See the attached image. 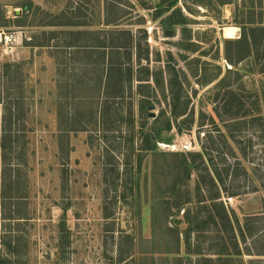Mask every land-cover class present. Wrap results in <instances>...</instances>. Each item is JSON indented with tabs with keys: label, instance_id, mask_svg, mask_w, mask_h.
<instances>
[{
	"label": "rangeland",
	"instance_id": "374dc122",
	"mask_svg": "<svg viewBox=\"0 0 264 264\" xmlns=\"http://www.w3.org/2000/svg\"><path fill=\"white\" fill-rule=\"evenodd\" d=\"M19 32L0 44V237L10 233L12 261L264 264V0H0V35ZM225 86L237 101L222 110ZM193 135L190 153L230 166L220 202L239 254L198 203L200 162L159 146ZM184 161L188 173L175 168Z\"/></svg>",
	"mask_w": 264,
	"mask_h": 264
},
{
	"label": "trees",
	"instance_id": "16d2710c",
	"mask_svg": "<svg viewBox=\"0 0 264 264\" xmlns=\"http://www.w3.org/2000/svg\"><path fill=\"white\" fill-rule=\"evenodd\" d=\"M237 31L238 29H236L235 27H226V29H224V37L226 39H234L237 37ZM230 32V33H228ZM246 35L244 34V36L238 41L239 44H242V43H245L246 42ZM226 60L229 61V59L226 58ZM230 64L234 65V63H232L231 61H229ZM229 73V71H228ZM220 73L217 75V77H219ZM215 77V78H217ZM224 77L222 78V80L220 81V83L218 84L219 87H221L220 85H223V82H224ZM131 80V78H130ZM129 80V81H130ZM121 81V79L118 81V84L119 82ZM137 82L139 83H143V82H148V80H137ZM120 86V85H119ZM141 86V85H139ZM122 87V85H121ZM119 88V87H118ZM229 86H225L223 89L228 91L226 93V100L223 101L222 103V110H227L229 108H231V106L233 104L236 103V99H235V96L233 95V91H231L230 89H228ZM219 96V94H217V97ZM238 108H240V105L238 106ZM216 115L219 116V109L218 108H215L214 109ZM239 113L236 114H233L231 115V118L229 120H238L236 122H242V120L240 121L238 117ZM242 116H245V115H242ZM242 118H245V117H242ZM4 121V119H3ZM133 123V121H132ZM168 128H170V124L167 122L166 124V127L164 128V130H168ZM161 129H156L155 131H152L153 132V136L154 138L158 137L159 136V133H160ZM3 137H2V143H1V149H2V161H3V167H4V172H3V175L5 176L6 172H8V175L10 177L11 175V168L12 166L10 165H7V163L5 162L6 160V147L8 146V144H10L11 142H13V140L11 141V139L13 138V136H5L7 135L6 133H8L7 131H4L3 130ZM8 138V139H7ZM7 139V140H6ZM15 139V138H14ZM147 142H146V145H145V150H149L151 148V140L152 139V136L151 135H148L147 136ZM150 140V142H149ZM214 142L211 140V144H213ZM183 154H186V153H183ZM189 157L192 159V162L195 163L197 160L200 162L198 166H195V170L198 172H204L205 177H202L201 174L197 173V176H198V185H197V198H198V203L199 204H202L204 203L203 205L205 206V209H209V211H206V213L208 214V220L209 222L211 221V223L215 226L214 229H216L217 231H221L223 234L224 233H230L229 236H228V239L230 242H233V247L234 249L236 250V252L238 253V242L236 240V237L234 236L233 234V228H232V225L230 224L231 221L229 220V216H228V212L227 210L225 209L224 205L220 202V198H221V195L223 193L222 191V186H223V173L225 174V176H228L229 174V168L230 166H226L224 167V172L223 173H220L218 171V169L216 168H212L211 165H210V160L207 158V153L205 151V149L202 150V153L201 154H193V153H189ZM192 154V155H191ZM228 154L230 156H232L233 158H235L234 156V153L233 151H230L228 150ZM188 156V153L186 154ZM183 157H187L185 155H181ZM223 162H225V159H222ZM235 165H239L238 163H236ZM202 168H201V167ZM208 166H209V169H208ZM9 167V168H8ZM174 167V166H173ZM211 167V169H210ZM15 168V167H14ZM175 168H179V169H183L186 173H188V166H187V163L184 161V162H181L180 164H176L175 165ZM190 173V172H189ZM189 175V174H188ZM206 181H208L209 185L206 183ZM3 183H5V177L3 179ZM12 184V183H11ZM176 184L177 182L175 181V184L171 187V189H169V192H170V195H174L175 193H177L179 191V188L177 189L176 188ZM13 185H15V182H13ZM262 186L264 187V183L262 184ZM211 188V189H210ZM215 190V192H213L214 194L212 195H209V192L211 190ZM201 192V193H200ZM208 194V196H207ZM11 198V197H10ZM12 199V198H11ZM10 201V199H7V198H3V201ZM187 204H190V200L187 198L185 199L184 201H176L173 206L176 208L181 207L182 206H185ZM184 214H185V219H186V222L189 223V217H188V211L185 210L184 211ZM4 219H7V218H4ZM238 232H239V237H240V240L241 241H244L246 239V236L245 234L243 233V231H241L240 227H238ZM7 235L9 237H7ZM1 236V235H0ZM11 238V235L10 233H4L3 237H0V264H18L17 262L15 261H12V258H14L15 254L18 253L17 251V247H14L12 245V242H11V239L10 240H7ZM221 239V245H222V248L225 247V241L223 238H220ZM222 240L224 241V243L222 244ZM3 250V252H1ZM222 254H225L222 252H218L216 253V255H222Z\"/></svg>",
	"mask_w": 264,
	"mask_h": 264
},
{
	"label": "built area",
	"instance_id": "2783aa9c",
	"mask_svg": "<svg viewBox=\"0 0 264 264\" xmlns=\"http://www.w3.org/2000/svg\"><path fill=\"white\" fill-rule=\"evenodd\" d=\"M17 34H12L8 36L0 35V44L4 43L7 44L11 41V39H16ZM200 138L205 136L204 132L199 134ZM198 137L193 135L192 137H188L187 139L181 140L178 143V140H172V145L161 144L159 145L162 148L169 149L171 151H177L182 153H190L196 151V147L198 146Z\"/></svg>",
	"mask_w": 264,
	"mask_h": 264
},
{
	"label": "water",
	"instance_id": "95a60500",
	"mask_svg": "<svg viewBox=\"0 0 264 264\" xmlns=\"http://www.w3.org/2000/svg\"><path fill=\"white\" fill-rule=\"evenodd\" d=\"M167 36H171L172 33H166ZM164 144L166 145H172V139H164Z\"/></svg>",
	"mask_w": 264,
	"mask_h": 264
},
{
	"label": "crops",
	"instance_id": "0c3cea01",
	"mask_svg": "<svg viewBox=\"0 0 264 264\" xmlns=\"http://www.w3.org/2000/svg\"><path fill=\"white\" fill-rule=\"evenodd\" d=\"M4 20H6V17L4 16ZM15 34V33H14ZM17 34V37L18 39H21V37L23 36V33L22 32H19V33H16ZM4 133V132H3ZM240 251H238V253L236 254H239Z\"/></svg>",
	"mask_w": 264,
	"mask_h": 264
}]
</instances>
